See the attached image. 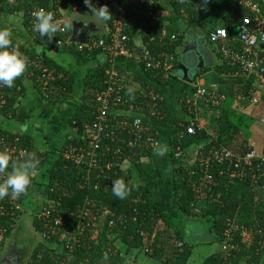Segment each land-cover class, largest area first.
<instances>
[{
    "label": "trees",
    "instance_id": "1",
    "mask_svg": "<svg viewBox=\"0 0 264 264\" xmlns=\"http://www.w3.org/2000/svg\"><path fill=\"white\" fill-rule=\"evenodd\" d=\"M225 4L228 7L227 9L235 8L232 12L225 10L227 12L225 18L231 20L230 22L234 24V28H228L229 39L232 40L234 38L232 37L233 30L236 29L237 31V25L250 13L245 7L233 2V0H226ZM34 5L33 0H0V17L1 19L6 17L18 18L26 28H29L27 14ZM41 6L50 11L57 10L55 6L49 3H41ZM172 7L175 16L168 26L161 23L160 19L148 18L144 9L129 8L126 17V33L130 38L131 48L134 46L133 36L136 35L135 29H137L142 34V40L148 44L146 50L150 51L153 56L158 57L163 53L173 55L176 61L170 71L172 77L169 79L174 81L177 78L178 51L185 44L187 36L193 32L201 31L204 35V42L210 46L208 42L209 34L218 27L211 28L207 24L211 15L215 12L212 0H207L206 3L205 0H196L193 3L188 0L183 4H174ZM260 10L264 15V3H260ZM177 21H179L178 23L181 22L182 25H178ZM111 22L112 17L107 22V31L103 34L104 37L110 31ZM174 35L176 39L172 40L171 37ZM34 38L33 43L26 46L18 44L14 40H12V43L19 48L22 54L28 57L29 63H38L49 72H55V76H61L60 79L54 81L55 91L45 99V102L48 106L63 103L74 91V79L68 72L52 62L44 50L42 51V48H45L47 44L56 46L52 39L45 38L43 40L44 37L40 38L35 35ZM76 45L71 44L64 48L67 49L66 51L69 50L72 53L85 56L88 61L99 63V66L93 70L94 73L86 77L82 87V103L69 121L70 126L76 128L78 134L65 143L58 156L52 154L55 155L53 157L46 152L35 154L41 161L36 175L39 172L43 173V170L47 171L50 167L48 173L46 172L47 176L43 178L45 187H40L35 175L28 194L22 196L19 200L25 206L24 215H21V217L17 215L15 218L5 216L0 219L2 226L7 231L0 252L3 250L5 252L14 238L19 242L22 241V236L26 231L25 220L23 219L25 214L34 215L43 204L52 202L55 208L54 218L57 215L60 216L63 219L64 226L51 233L48 229L44 230L40 221L34 219V229L38 232V235L40 233L43 241H37L39 238L33 235L30 240L31 247L27 249L26 245L22 246L25 254L24 264H139L137 258L141 254L158 260L162 264H186L192 255L195 244L189 242L186 238L187 235L177 225V220L183 217H194L208 224L211 239L205 243L211 241L227 242V231L232 222L243 227L251 237L249 242H244L247 234H243L241 231L232 233L233 240L228 241L226 244H232L236 249L225 252V254H214L204 264H264V200L258 199V196L259 198L264 197V192L259 188L264 183L262 173L258 174L260 177L259 183L252 185L251 176L255 173L254 171L249 172V178L235 181L231 180L228 174L221 173V169L217 166L210 167L207 172L212 175L213 181L208 184L206 190H200L199 177L200 174L203 175L201 172L199 173L201 157L205 156L208 150L225 147L233 153L244 155L246 152L255 149L247 144L245 139H242L244 134L227 120L226 115L220 117L221 122L211 131H209L210 129L197 128L196 134L188 139L189 141L179 140V137L176 141V138H173L174 150L179 148L183 152L186 147L198 144V142H201L199 144L202 150L200 149L199 155L192 166L175 168L171 189L172 195L169 199L151 200L145 188L134 185L132 171L126 166L139 164L141 159L131 158L129 164L123 165L125 158L113 154L112 150L117 145L112 141L106 143L109 152L103 150L98 153L94 168L90 169L86 165L77 166L72 161L65 159L64 153L71 146L78 148L86 143L83 133L85 127L90 125L96 116L95 97L97 93L104 89V71L108 66V61L101 62L99 60L100 58L105 59V55L101 51H85L83 53L78 50ZM210 48L212 50V47ZM127 66L128 64H123V61H118L117 69L121 74H124ZM220 69L224 72L226 70L233 73V70L226 63L217 70ZM208 70L210 68L204 69L195 75L196 78L202 76ZM25 73L38 94L43 97L44 80L42 70H33L28 65ZM164 76L165 73L163 72L148 74L149 79L155 77L157 82L162 84L166 83ZM256 77L255 84L259 82L258 85L256 87L249 86L246 88L245 93L259 92L264 100V77L259 75H256ZM196 86V84L195 86H189L187 91L186 88L188 87L184 86L183 91L185 92L182 95V102L185 108L190 106L187 103V98L190 92L193 94L196 92ZM18 87L20 86L16 83L15 86L1 92V96L3 95L7 99V106L4 110L7 128L6 130H0V136L5 137L11 143L15 139H19V145L22 148L32 150L34 139L27 133H13L9 127L10 124L15 122L25 125L29 120L25 108L22 106V97L25 96V91L24 88L17 91ZM126 91L127 87H125V94ZM125 96L130 104L140 106L138 113L147 115L150 120L161 121L166 118V101L159 102L157 108L159 115L151 116L149 108L146 106L147 101L140 97L138 93L126 94ZM120 110L122 111H118V114L127 109ZM150 131L154 133L153 135L160 145L161 137L155 133L156 129L151 128ZM181 131L182 129L177 126V132ZM123 136L127 137L123 133L120 134L121 138ZM125 155H127V152ZM146 156H152V154L147 155L146 153ZM172 156L174 161L179 159L175 157L174 152ZM108 164H111L110 168H108ZM196 172L199 173L198 176L195 174ZM139 173L142 177L143 172L140 171ZM115 179H123L126 186L131 190L124 200L118 199L112 193V181ZM38 190L41 195L33 196L35 191ZM201 202L204 203L203 206H199ZM193 207L199 209L201 214L191 213ZM102 208H107L115 214L113 220L116 221V225L113 228L108 226L112 218H101L99 216ZM85 211L88 212L91 228L84 235H79L80 239L77 242L74 240V234L79 233L77 229L80 222L79 216H83ZM102 221L105 226L99 233L97 227ZM161 224L162 226L159 227ZM163 227L164 229H160ZM45 231L48 233L44 238L43 233ZM62 236H65L68 241L60 242ZM178 244H181V246Z\"/></svg>",
    "mask_w": 264,
    "mask_h": 264
},
{
    "label": "built area",
    "instance_id": "2",
    "mask_svg": "<svg viewBox=\"0 0 264 264\" xmlns=\"http://www.w3.org/2000/svg\"><path fill=\"white\" fill-rule=\"evenodd\" d=\"M34 7L28 11L27 18L29 28L33 30L34 18L32 13L40 8L41 3H49L55 6L57 10L52 11L54 18L60 21L61 28H64L66 24L64 16L59 11V4L67 3L69 0H33ZM170 4H183L188 0H168ZM194 1V0H193ZM196 1V0H195ZM239 5L245 7L250 15L242 19L237 25L236 41L240 47H234L233 43L229 39L228 29L219 27L213 29L208 37V42L212 47L213 52L222 59L232 70L231 76L235 79H245L251 76H263L264 77V50H259L260 46L264 45V15L260 10V3H264V0H234ZM97 0H94L96 3ZM191 2V0H190ZM107 5L112 14L111 28L107 36L101 34L97 37L89 38L86 44H77V48L80 52H95L101 51L105 55V59L102 62L107 63V67L104 71V89L97 93L95 97L94 108L96 116L90 125L85 127L84 139L85 145L76 148L70 147L64 153L65 159L72 161L75 165H86L87 167L94 168L97 163L98 153L107 150V141L116 143V147L112 150L115 156L124 157L125 161L123 165L130 163L131 158L142 159L146 153H155L159 149V143L155 136L150 131L149 126L144 123L140 118H130L125 116H119L118 111L128 113H138L140 106H134L130 104L125 96L126 77L120 73L117 69L118 61L132 58L134 53L133 48L130 46V38L126 33V17L128 9L140 8L144 9L148 18L155 19V3L153 0H99L97 6ZM36 34H39L36 32ZM103 36V37H102ZM172 40L176 39V36L171 37ZM235 39H232L235 40ZM52 41L56 47L64 48L65 46L73 44L71 42V32L67 26L66 30L57 31L53 35ZM141 59L144 63L146 71L163 72L166 77L170 76L175 59L173 55H163L155 57L150 51L145 50L142 52ZM29 68L43 72V97L47 99L50 94L53 93V83L56 79H60L61 76H55V72H49L47 69L42 68L38 63H29ZM8 87L0 86V130H6L7 120L4 119V110L7 106V99L1 96V92ZM17 91H21L18 87ZM192 99H187L189 105L205 104L207 107H218L226 101L225 95H217L214 91H210L203 87H198L196 92L192 95ZM140 97H143L147 101L149 108V114L151 116L159 115L157 108L159 102H163L162 97L158 96L154 90H145L141 93ZM193 106V107H194ZM157 111V112H156ZM113 116V117H112ZM125 134L123 138L120 134ZM196 134V128L194 125L186 129V135L194 136ZM185 136L179 135V140H183ZM0 151H7V153L15 158L27 155L29 153L36 154L33 149L22 148L19 145V139H15L13 143L8 142L5 137L0 136ZM264 151V150H263ZM127 152V155H125ZM176 158H181V149L177 148L173 150ZM130 153V154H129ZM262 153V152H261ZM201 172L199 177L200 190H206L208 184L213 181L212 175L207 171L210 167L217 166L221 169V173L229 175L231 180H244L249 178V172L255 173L251 176L252 185L259 183V173L264 176V155L260 154L257 150L252 149L246 152L244 155H238L228 150L225 147L218 149L208 150L205 156L201 157ZM111 164H108V168ZM205 172V173H204ZM197 174V176L199 175ZM2 179V177H0ZM264 192V183L259 187ZM19 199L12 200L8 197L0 199V219L2 217L21 216L25 211V206L21 204ZM55 208L52 202L43 204L39 211L35 215V220L40 221L45 229L54 233L57 228L63 227V219L57 215L54 218ZM101 218H112L109 221V228H113L116 225V221L113 220L115 214L107 208H102L99 212ZM80 222L77 227L79 233L74 234V240L79 242V235H84L86 231L91 228V222L89 220L88 212L85 211L83 216H79ZM43 230V231H44ZM241 231L243 234L248 232L235 223H230V228L227 231V239L225 242L226 252L236 249L232 244H226L228 241H232V233ZM6 229L2 226L0 221V247L4 243ZM48 232L43 233L45 238ZM251 238L249 234L245 238ZM68 241L65 236H62L61 241ZM71 240V239H69ZM181 246V244H178Z\"/></svg>",
    "mask_w": 264,
    "mask_h": 264
},
{
    "label": "crops",
    "instance_id": "3",
    "mask_svg": "<svg viewBox=\"0 0 264 264\" xmlns=\"http://www.w3.org/2000/svg\"><path fill=\"white\" fill-rule=\"evenodd\" d=\"M153 1L155 3L156 11L155 18L160 19L161 23H164L165 26H168L169 22L174 19L175 16L174 9L172 7L173 5L170 4L168 0ZM212 1L214 2L215 12L213 13V15H211L210 20L207 22V24H209L211 28H234V24L230 22L231 20L229 21L225 18L227 14L225 10L228 8L225 4L226 0ZM191 2L193 3L195 2V0H191ZM233 2L236 1L233 0ZM58 6V9L64 16V19L67 20L73 17L71 18L72 20H70V23H67L65 20L71 32V36L74 23L89 24L91 25L89 31L91 33L98 31L99 35L104 34L107 31L108 21L103 22L94 18L92 16V13L85 7L83 0H69L67 3L59 4ZM233 9L229 8L227 9V11L232 12ZM8 18L9 17L2 19L7 20ZM178 22L179 21H177V23ZM0 25V27H7V25L4 26L3 20L1 19ZM178 25L181 26V22L178 23ZM8 28L12 31V40L17 42L18 44H23V42L27 43V45H29L30 43L32 44L33 40H35L34 35L36 37L39 36L40 38H42L39 34H33L32 30L26 28L22 23L17 26L11 24ZM135 34L136 35L133 36L134 53L132 54V58L127 59L126 61L121 60L123 61V64H128V66L125 68V73H122L126 77V94L131 95L132 93H138V95H141L143 91L149 89L156 91L157 95L162 97L163 101H166V118L161 121H152L147 115L136 112H120L118 115L130 118H140L149 126L150 130L151 128H155V133L160 135L161 137L160 148L165 147L167 151L164 156H159L157 155V152L160 149L159 148L157 152L151 153L152 156L145 155L141 159L139 164H129L126 167H129L132 171L134 177V185L145 188L147 190V195L149 198H151V200H165L171 198L172 195L171 189L173 187V172L175 168L192 166L195 163L196 158L200 152L199 143L201 142H198V144H192L190 147H186L183 150L181 158H179L177 161H174L172 156L174 150V145L172 143L173 138H176L175 140L177 141L179 135H183L185 136V141H189L188 139L192 138V136L186 135V129L188 127H191V125L195 126L196 131L197 128L202 129L203 127L198 124L201 121V114L210 113L211 111H216L217 109L220 110V108L226 102L225 101L220 106L213 108L207 107V105L205 104H200L201 101H199L197 105H190L188 108H185L182 102V95L185 92L183 91L185 89L184 86L186 85L188 87L186 88L187 91L189 90V86H195L196 84L197 88L203 87L210 91H214L217 95H225L227 100L233 89L246 91V88H248L249 86L256 87L259 82L257 80L258 83L255 84V79H257L256 76H251L245 79H235L231 76V72H227L226 70L224 72V70L221 69L217 70L225 62L217 57V55L211 50V48L209 53L203 51V47L209 45L204 42V35L200 31L195 33L193 32L188 35L185 40V44L178 51V53L180 56V53L182 52L184 46L186 44L190 45V43H192L199 36L198 38L202 41V46L199 50L206 55V62L210 64V66H205L206 62L203 63L202 67L199 70V73L206 68H210V70H208L205 74L198 78H196L195 75L199 73H194V83L182 81L177 74V78L174 81H171L172 79H169L172 76L166 77L165 75L164 79L166 83H159L157 82L155 77L149 79L148 74L154 72L146 71L144 63L141 59L142 52L146 50L148 44L146 41L142 40V34H140L137 29H135ZM236 36L237 31L236 29H234L232 36L234 37L233 39H235ZM42 39L44 40L45 38ZM231 42L233 43L234 47H240L236 39L233 41L231 40ZM43 50L46 52L47 57H49L52 62L56 63L62 70L68 72L72 76L75 82L73 89L74 91L65 102L55 104L53 106H48L47 103L40 97L36 89L33 87V84L31 80L26 76V73H24V75L17 79L15 83L17 82V84L24 88L25 96L22 97V106H24V108L26 107L25 111L29 117V120L25 125H21L15 122L13 124H10L9 127L10 131L13 133L15 130L20 133H27L31 138H33V150L35 152H46L48 155L56 154V156H58L59 154L57 153L60 150L58 149V147L64 146L69 139L74 138L78 134L77 129L70 126L69 121L74 116V113L78 109L79 105L82 103L81 84H83V80L86 79L89 74L94 73L93 70L95 69V67L99 66V63L97 61H88L85 59V56L72 53L69 50L66 51L67 49L65 48L51 46V44H47L45 48H42V51ZM259 50L264 49L260 47ZM163 55H165V53H163ZM163 55L161 54L160 56ZM210 56H212V58H210L211 60H209ZM99 60L101 62L103 61L102 58H100ZM207 76H209L208 78H210V76L213 77L212 83H209L208 80L206 81ZM192 95L193 93L190 92L188 98L192 99ZM177 126L178 128L182 129L181 132H177ZM34 128L37 132H35ZM44 129H46L45 133L43 132ZM48 135L49 138L47 137ZM253 147L255 148V146ZM261 149L262 148H260L259 150L260 153L263 150ZM147 155H150V153H147ZM53 157H55V155ZM140 171L143 172L142 177H140ZM38 174H40V172ZM180 229L183 231V233L186 234L185 225L180 227ZM14 239L12 241H14ZM249 241V237L248 239L244 238V242ZM211 242L202 243L203 245H200L201 242L196 243L197 245L195 244V247H197L198 249L193 251L186 264H204L205 261L214 254H225V243H218L215 241L212 243ZM2 252H4V250ZM4 259H6V256ZM137 261L139 264H162L160 261L154 260L143 254L138 256ZM0 262H2V260H0Z\"/></svg>",
    "mask_w": 264,
    "mask_h": 264
},
{
    "label": "clouds",
    "instance_id": "4",
    "mask_svg": "<svg viewBox=\"0 0 264 264\" xmlns=\"http://www.w3.org/2000/svg\"><path fill=\"white\" fill-rule=\"evenodd\" d=\"M207 0H205V3ZM85 7L92 16L99 21L107 22L112 15L107 5L97 6L99 0H83ZM34 18L33 30L41 37L51 40L61 28L60 21L54 18L52 11L40 8L32 13ZM12 31L8 27H0V86L11 88L17 79L22 77L28 69L29 59L12 43ZM167 149L161 147L157 155L164 156ZM40 159L29 153L18 158L11 157L7 151H0V199L6 197L16 200L28 194L33 179L39 169ZM10 169V171H9ZM123 179L112 181V193L120 200H124L130 193Z\"/></svg>",
    "mask_w": 264,
    "mask_h": 264
},
{
    "label": "rangeland",
    "instance_id": "5",
    "mask_svg": "<svg viewBox=\"0 0 264 264\" xmlns=\"http://www.w3.org/2000/svg\"><path fill=\"white\" fill-rule=\"evenodd\" d=\"M71 18H73V17H71ZM71 18L67 19V20L65 19L66 22L70 23L71 22L70 20H72ZM1 20H3L4 26L7 25V27H9L11 24L14 26L21 24V22L18 20V18H13V17L10 18L9 17L7 20H5V19H1ZM32 32H35V31L32 30ZM23 44L25 46L27 45V43H25V42H23ZM210 47L211 46H204L203 51L206 53H209ZM195 54L199 55L200 53L198 52ZM194 58H195V55L190 54L184 58V62L187 64H190V65H196V59H194ZM210 58H212V56L209 57V60H211ZM205 66H210V64L206 62ZM194 71H196V70H194ZM177 75L180 78L181 74H179V72H177ZM211 76H213V75H211ZM211 76H210V78H208L209 76L206 77V81L208 80L209 83H212V81H213V77H211ZM85 81H86V79L83 80V83ZM16 83H14V86ZM81 86L83 87V84H81ZM21 89H22V87H21ZM41 98L45 101V99L43 97H41ZM25 109H26V107H25ZM225 115L227 117V120L230 121L231 124L235 125L237 128H239L241 130V132L244 134L242 139H245L247 144L252 145V147L255 146V148L258 152H259L260 148L263 149V147H264V100H263V97L261 96V93H259V92H248L246 94L244 90L233 89L232 93L229 95V97L227 98L224 105L220 108V110L217 109L216 111L214 110V111H211L210 113H206V114L202 113L201 119H200L201 121L198 124L201 125L205 129H210L209 131H211V130L215 129L216 126L219 125L218 123L221 122L220 117H225ZM34 130H35V132H37L35 128H34ZM45 130L46 129H44V131H43L44 133H45ZM14 132H17V131L14 130ZM47 137L49 138V135ZM236 142H238V141H236ZM62 147H58V149H60V150L57 154L60 153ZM200 149L202 150L201 145H200ZM48 170L49 169H47V171ZM47 171L43 170V172H45V173H43V174L40 173V174L36 175V181L38 182V184L42 188L45 187L44 186L45 181L43 180V178H44V176L45 177L47 176V174H46ZM31 195H32V193H31ZM34 195H36V196L41 195L40 191L39 190L37 192L35 191L33 196ZM34 198H37V197H34ZM258 199L264 200V197L259 198V196H258ZM203 204L204 203L201 202L199 204V206H203ZM38 208H39V206L37 207V209ZM191 213H194L197 215L201 214L200 210L195 209L194 207H193V210H191ZM22 215H24V213ZM35 215L36 214L31 215L30 213H27V214H25V217L23 216V219L25 220L24 224L26 226V231L24 233L23 241L30 242L31 237H33V235L37 236V238H39L37 241H40V242L43 241L42 237L40 236V233L38 235V232L34 229L33 223H34ZM196 219L197 218H194V217H190V218H188V217L184 218L183 217L181 219L179 218L177 220V224H178V227H182L185 225V232L187 235L186 238L189 240V242H191L192 244H196V243L201 242L200 245H203L202 243H205L211 239L210 238L211 236L209 233V226L206 222H203L201 219H197V220ZM104 226H105V224L102 221L101 224L97 227V230L99 233L101 230L104 229ZM161 226H162V224L159 227H161ZM160 229H164V227L160 228ZM247 239H248V237H247ZM7 249H8V247L6 248L5 252H3V253H2V251L0 252V260H3L5 258L4 256L7 254L6 253ZM196 249H198V248L195 247V249L192 250V253ZM199 249H202V248H199Z\"/></svg>",
    "mask_w": 264,
    "mask_h": 264
},
{
    "label": "water",
    "instance_id": "6",
    "mask_svg": "<svg viewBox=\"0 0 264 264\" xmlns=\"http://www.w3.org/2000/svg\"><path fill=\"white\" fill-rule=\"evenodd\" d=\"M90 26L91 25L85 23H81V24L74 23L72 27L71 42L73 44H86L89 38L98 36L99 35L98 31H95L94 33H91L89 31ZM198 37L192 43H190V45L186 44L184 46L178 60L179 63H178L177 71L179 72V74H181L180 79L188 83H194V73L195 74L199 73V70L202 67L203 63L206 62V55L199 50L200 47L202 46L201 43L202 41ZM260 47L264 49V45ZM198 52L200 53L199 55L195 54ZM190 54L195 55L194 59H196V65H190L184 62V58ZM15 240L16 239H14L12 245L15 243ZM10 262H11L10 258L8 259L6 258L2 260L1 264H10Z\"/></svg>",
    "mask_w": 264,
    "mask_h": 264
},
{
    "label": "flooded vegetation",
    "instance_id": "7",
    "mask_svg": "<svg viewBox=\"0 0 264 264\" xmlns=\"http://www.w3.org/2000/svg\"><path fill=\"white\" fill-rule=\"evenodd\" d=\"M23 237H24V235L22 236V241L19 242L18 240H15V243L13 245H12L13 241H11L8 245V251L6 254V258L7 259L10 258V260H11L10 264H24V262H25V260H24L25 254H24V249L22 246L26 245L27 249L31 246H30V242L23 241ZM10 246H12V247H10ZM1 263L2 262H0V264Z\"/></svg>",
    "mask_w": 264,
    "mask_h": 264
}]
</instances>
